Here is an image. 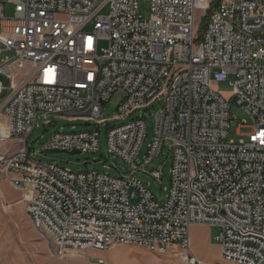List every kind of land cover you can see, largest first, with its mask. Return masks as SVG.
Wrapping results in <instances>:
<instances>
[{"label": "built area", "instance_id": "2783aa9c", "mask_svg": "<svg viewBox=\"0 0 264 264\" xmlns=\"http://www.w3.org/2000/svg\"><path fill=\"white\" fill-rule=\"evenodd\" d=\"M140 1L0 0V170L61 254L133 245L204 264L189 231L206 225L220 229L214 264H264V0H148L147 18ZM224 81L228 93L217 88ZM117 92L123 100L106 120ZM232 99L250 121L238 143L228 139ZM137 112L153 119L141 161L144 118L113 125ZM39 113L89 129L57 132L31 151ZM102 127L117 176L34 161L47 150L97 153ZM166 145L160 203L135 175L165 181L146 167Z\"/></svg>", "mask_w": 264, "mask_h": 264}, {"label": "rangeland", "instance_id": "374dc122", "mask_svg": "<svg viewBox=\"0 0 264 264\" xmlns=\"http://www.w3.org/2000/svg\"><path fill=\"white\" fill-rule=\"evenodd\" d=\"M139 9L141 14L147 18L149 16V1L141 0ZM12 14L13 5L11 3L6 4L5 17L9 18ZM201 22L205 23L203 19ZM1 81L7 85L4 78H1ZM217 88L223 93H228L231 90L229 81L220 82ZM6 95L7 92H3L0 95V101ZM122 100L123 94L117 92L103 107V118L106 120L112 119L116 115L117 108ZM230 107L231 121L228 129V139L234 143H238L250 130L247 126L241 129L240 127L242 125H249L250 121L248 116L235 104L233 99L230 101ZM140 116L145 120L146 135L142 151L138 156V161H141L146 154L147 147L153 137L152 117L147 112H137L122 121L113 123V125L124 124L140 118ZM84 125V122L73 121L57 115H52L44 119L39 113L33 131L28 138L27 146L31 151L37 150L46 141L50 140L55 133H73L89 129ZM99 132V148L97 153L76 155L45 153L41 156L35 155L34 161L42 164L54 162L58 167L67 169L73 173L94 171L109 174L110 176H117V170L107 168L110 160L107 153V127L100 128ZM18 149L19 145L14 148V151ZM168 150L169 147L166 145L162 150V154L156 157L146 167V172L163 169L162 177H165V181L159 183L142 172L135 175L143 184L149 186L150 191L160 203L163 201L166 189L169 186L168 172L170 164L168 163ZM112 161L122 174H130L131 169L128 165L117 159H112ZM101 162L104 163L101 164ZM203 226L206 229L196 226L189 231L191 252H194L204 264H214L221 260L219 241L217 239L220 235V229L206 225ZM38 229L30 221L25 212V206L21 201V193L11 186L7 176L0 170V264H97V260H102V264H185L177 254L153 253L144 247L133 245H117L103 252L89 251L86 253L64 255L56 250L50 237L46 235L50 239L47 240ZM40 230L44 232L42 228Z\"/></svg>", "mask_w": 264, "mask_h": 264}, {"label": "water", "instance_id": "95a60500", "mask_svg": "<svg viewBox=\"0 0 264 264\" xmlns=\"http://www.w3.org/2000/svg\"><path fill=\"white\" fill-rule=\"evenodd\" d=\"M88 126V124H85V127H87ZM46 154H48V153H67V154H70V155H76V154H80V152L79 151H77V150H74V151H70V152H65V151H61V150H47L46 152H45ZM46 238H47V240H50L46 235V233L45 232H43V231H41L40 229H38Z\"/></svg>", "mask_w": 264, "mask_h": 264}, {"label": "crops", "instance_id": "0c3cea01", "mask_svg": "<svg viewBox=\"0 0 264 264\" xmlns=\"http://www.w3.org/2000/svg\"><path fill=\"white\" fill-rule=\"evenodd\" d=\"M196 226H198V227H202V228H205L206 229V227L205 226H203V225H194V226H192L191 228H190V231H191V229H193L194 227H196ZM208 229H210V228H208ZM191 241V240H190ZM193 254H195L194 252H193ZM196 255V254H195ZM197 256V255H196Z\"/></svg>", "mask_w": 264, "mask_h": 264}]
</instances>
